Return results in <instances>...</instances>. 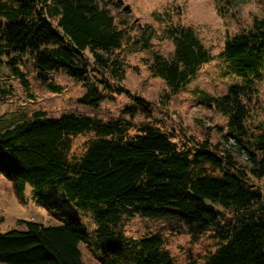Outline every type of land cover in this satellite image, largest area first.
Returning a JSON list of instances; mask_svg holds the SVG:
<instances>
[{
    "label": "trees",
    "instance_id": "16d2710c",
    "mask_svg": "<svg viewBox=\"0 0 264 264\" xmlns=\"http://www.w3.org/2000/svg\"><path fill=\"white\" fill-rule=\"evenodd\" d=\"M110 0H0V77L3 68L23 85L22 72L34 66L41 82L53 91L52 76L63 74L81 84L80 103L92 109L124 88L125 51H143L148 69L169 88L170 101L184 90L211 56L195 31L175 23L169 13L155 15L163 25H129L110 8ZM224 7L232 0H216ZM223 5V6H222ZM115 9L130 12L117 3ZM129 15V14H127ZM170 41L172 55L154 49V41ZM221 59L241 83L214 97L199 92L198 101L227 120L226 143H180L174 128L163 122H105L75 113L52 117L44 111L0 129V175L19 199L31 188L49 198L59 213L57 194L81 209L93 232L76 217L60 213L64 224L26 222V229L0 233V264H86L87 245L101 264H178L160 233L127 237L124 218L170 219L193 235L212 230L219 247L203 264H264V128L250 129V102L264 71V17L226 40ZM134 97V96H133ZM131 116L151 118L149 102L136 98ZM93 133L84 153L71 156L72 138ZM226 149V150H225ZM248 163L241 166L235 156ZM256 181V183L254 182Z\"/></svg>",
    "mask_w": 264,
    "mask_h": 264
},
{
    "label": "rangeland",
    "instance_id": "374dc122",
    "mask_svg": "<svg viewBox=\"0 0 264 264\" xmlns=\"http://www.w3.org/2000/svg\"><path fill=\"white\" fill-rule=\"evenodd\" d=\"M117 3L127 6L130 12L115 9ZM110 8L123 20L135 26L152 25L159 29L163 25L155 20V15L169 13L175 23L191 27L198 35L211 56V61L204 64L192 82L170 101V93L164 80L154 77L149 69L150 57L143 51H125L127 77L123 95L113 94L98 109H92L80 103L86 90L81 84L74 82L63 74H54L52 82L59 87L57 92L51 91L43 84L33 65L22 68L27 85L12 77L10 71L3 68L0 77V129L37 111H44L52 117L75 113L102 119L105 122L122 120L131 124L129 132L134 134L142 124L163 122L166 130L174 128L179 134L178 142H201L205 138L213 144L223 143L231 150L232 142L226 143L223 136L227 133V120L214 109L205 108L198 101L199 92L219 97L227 93L231 85L239 84L240 78L229 73L221 59V53L227 39L248 30L255 18L264 17V0H232V3L221 7L216 0H110ZM223 6V5H222ZM129 14V15H127ZM164 18L161 16V19ZM154 49L170 56L173 44L170 41L154 42ZM256 95L250 102L248 125L252 130L264 128V71L255 84ZM136 98L149 102L151 118L143 114L131 116L126 107L137 108ZM93 133H84L72 138L70 155L79 157L86 143L93 139ZM226 150V149H225ZM235 156L241 166H247L246 158ZM256 183V181H254ZM264 190V181L259 183ZM60 201L59 213H55L48 205L50 199L36 197L31 188L19 199L10 181L0 175V233L11 230H25L26 222H36L48 226L64 224L60 213L76 212V217L85 225L87 231L93 232L94 224L81 209L67 201L63 193L57 194ZM122 230L127 237L141 239L160 233L165 240V248L178 264H203L207 257L219 247L218 239L212 230L201 235H193L188 228L170 219L151 220L139 216L124 218ZM86 264H101L97 255L87 247L81 246Z\"/></svg>",
    "mask_w": 264,
    "mask_h": 264
}]
</instances>
